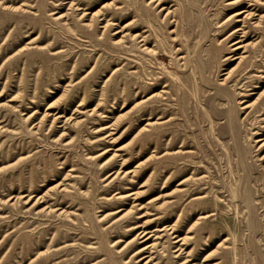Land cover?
Returning <instances> with one entry per match:
<instances>
[{"label": "rangeland", "instance_id": "obj_1", "mask_svg": "<svg viewBox=\"0 0 264 264\" xmlns=\"http://www.w3.org/2000/svg\"><path fill=\"white\" fill-rule=\"evenodd\" d=\"M206 254L264 264V0H0V264Z\"/></svg>", "mask_w": 264, "mask_h": 264}, {"label": "bare ground", "instance_id": "obj_2", "mask_svg": "<svg viewBox=\"0 0 264 264\" xmlns=\"http://www.w3.org/2000/svg\"><path fill=\"white\" fill-rule=\"evenodd\" d=\"M150 2H155L156 3V5H158V4H160V0H150ZM146 3V2H145ZM243 12H246V16H250V15H253V13H251V11H247V9H242V10H239V11H237L235 14H241V13H243ZM256 22V21H255ZM259 24V23H258ZM237 30H239L238 28L237 29H235L233 32H237ZM231 45L233 46V48H232V50H239V49H243V51H242V53L241 54H239V55H236L233 59H237L238 60V62L237 63H240V62H242L243 60H244V58L246 57V54H245V44H242V40H235L234 42H232L231 43ZM147 49H148V47H147ZM182 56V55H181ZM230 74H231V72L230 71H228L227 73H226V75H225V77L223 78V80H222V82L221 83H224L226 80H228V78L230 77ZM239 103H242V101L241 102H239ZM254 104H251V103H246V104H243L242 105V107L240 108V109H251V107L253 106ZM176 152H179V151H175V153ZM164 154H169L167 151L164 153ZM185 179H183L182 181H180L179 183H178V185H181V183L184 181ZM204 196H197V197H194V198H192V199H196V200H199V199H202ZM209 215V214H208ZM207 214H204V213H200L198 216H197V219H196V221L193 223V226L194 225H197V224H199L201 221L200 220H202V219H204V218H206L207 216H208ZM192 226V225H191ZM161 230V229H160ZM148 233V231H141L140 233H139V235H141V236H139V238H143V237H145V235ZM150 237V235H148L145 239H148ZM173 237H175V236H173ZM190 238H194V236L192 237V236H183V237H181V238H176L175 239V242L176 241H180L181 242V244H183V243H185V241L187 240V239H190ZM144 239V240H145ZM221 243V242H220ZM219 244V243H218ZM149 245H145V246H143L141 249H139V250H137L135 253H143V251L146 249V248H149L148 247ZM223 248H228V246H224ZM179 247L178 248H176L174 251H179ZM180 254H181V251L178 253V254H176L175 255V257H179L180 256ZM189 254H187L186 256H188ZM146 256H144V257H142V259H144ZM149 257V256H148ZM209 258V255L208 254H206L205 256H204V258L202 259V261L200 262V263H198V264H207V263H205V261L207 260ZM150 258H148V260H149ZM147 260V261H148ZM147 261H145V262H147ZM191 260L188 258V257H186V258H184V260L183 261H181L179 264H187V263H189ZM218 263V262H217ZM189 264H193L192 262L191 263H189Z\"/></svg>", "mask_w": 264, "mask_h": 264}]
</instances>
